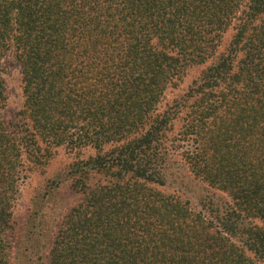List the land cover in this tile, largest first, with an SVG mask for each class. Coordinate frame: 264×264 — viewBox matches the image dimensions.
Here are the masks:
<instances>
[{"label": "trees", "instance_id": "obj_1", "mask_svg": "<svg viewBox=\"0 0 264 264\" xmlns=\"http://www.w3.org/2000/svg\"><path fill=\"white\" fill-rule=\"evenodd\" d=\"M179 140L226 215L164 189ZM60 147L74 155L53 167ZM39 171L38 200L72 199L40 264H264V0H0V264L36 233L15 206Z\"/></svg>", "mask_w": 264, "mask_h": 264}, {"label": "rangeland", "instance_id": "obj_2", "mask_svg": "<svg viewBox=\"0 0 264 264\" xmlns=\"http://www.w3.org/2000/svg\"><path fill=\"white\" fill-rule=\"evenodd\" d=\"M1 66L7 94V101L2 109V114L9 128L12 129L16 121V113L22 107L24 101L22 88L23 64L10 49L6 51ZM196 74L197 69L192 68L185 79V85ZM177 138L180 139V135H177ZM174 144H176L172 151L174 156L170 162L167 183L164 189L184 200H189L194 209L203 210L211 216H215L218 212L226 215L231 210V199L229 196L195 177L182 159L183 148L181 144L183 142L179 140ZM85 150L86 153L94 152L92 148ZM73 155L74 153H70L68 147L58 148V156L52 166L63 165L64 160L70 159ZM52 166L49 170H51ZM47 174H43L40 171L30 172L21 182L20 192L15 206L18 223L25 220L28 213L35 211L36 214H34V217L37 218V227L35 229V235H33L34 229L31 233L27 230L25 231L26 233H22L20 248L15 250L14 264H40L45 261L46 248L44 235L46 231H51L60 222V216L64 212V207L72 200L64 193L57 198L47 199L45 201L42 199L38 200L39 198L37 197L40 194L39 189L46 183ZM251 222L260 224L257 220H251Z\"/></svg>", "mask_w": 264, "mask_h": 264}]
</instances>
